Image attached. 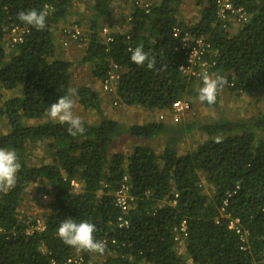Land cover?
<instances>
[{
	"label": "trees",
	"instance_id": "obj_1",
	"mask_svg": "<svg viewBox=\"0 0 264 264\" xmlns=\"http://www.w3.org/2000/svg\"><path fill=\"white\" fill-rule=\"evenodd\" d=\"M75 1L0 0V120L6 126L0 147L15 150L22 165L16 186L0 192V264H50L77 254L86 262L93 253L78 252L58 238L64 219L94 223V236L106 240L104 261L93 264H264V113L257 109L241 118L217 115L199 121L192 116L177 124L125 125L103 114V98L94 88L115 65L120 74L109 93L117 107L161 111L178 99L198 98L192 82L179 71L186 57L179 37L172 36V28L179 26L181 34L203 36L217 49L213 77L222 75L228 81L215 104H202L216 109L228 88L235 96L254 95L257 106L255 95L264 93V0H230L249 15L234 35L224 27L229 22L218 17L215 0H195L200 7L196 22L180 20L182 0H160L147 9L133 6L127 31L111 34L109 42L101 36L100 20L110 16L112 0H95L86 6L92 11L85 30L88 39L78 54L70 47L74 43L68 40L63 47L56 34L66 38L63 28L81 25L68 20L81 13L71 10ZM44 8V30L17 17L19 11ZM12 27L26 31L22 41L6 51L3 37ZM139 44L156 57L155 70L131 61V50ZM69 49L74 58L65 57ZM73 65L88 72L87 83L74 82ZM70 88L78 92L72 98L98 116L92 123L84 121L82 135H70L67 124L53 123L47 115L50 104L68 95ZM9 91L14 92L5 97ZM193 130L207 138L179 154L177 144ZM126 135L142 141L162 136L164 143L158 152L147 145H132L128 154L111 152L114 141ZM217 136L223 138L221 143L215 142ZM43 139L48 140L51 162L29 165L27 146ZM124 175L133 200L122 213L113 192ZM71 180L81 188L76 190ZM203 181L210 194L203 191ZM31 184H40L42 190L50 185L45 191L52 193V200L46 204L44 230L27 234L18 224L17 211ZM173 192L174 205L160 203ZM119 217L127 220L126 226H117ZM231 218L239 220L240 232L228 227ZM183 223L184 257L176 251L174 238Z\"/></svg>",
	"mask_w": 264,
	"mask_h": 264
},
{
	"label": "rangeland",
	"instance_id": "obj_2",
	"mask_svg": "<svg viewBox=\"0 0 264 264\" xmlns=\"http://www.w3.org/2000/svg\"><path fill=\"white\" fill-rule=\"evenodd\" d=\"M81 1V0H79ZM158 1V0H156ZM160 1V0H159ZM86 2L85 4H81L78 8L76 7L74 12H78L77 9H81V7H85L83 8V10H81V13H74L72 14L68 20H72L73 22L76 21H80L82 22L81 25L79 26H73L76 25L75 23L66 26L69 28H78L79 29V38L78 40H76L74 42V47L73 50L75 51L76 54H78L85 45V42L88 39V35H86L85 30H87L88 27V18H91V14L92 11L91 9L87 10L86 6H90L92 3V0H86L83 1ZM140 2V1H139ZM112 3L115 5V8L120 7V5L123 3V0H113L111 1L110 8L112 7ZM150 4V3H149ZM193 4V5H191ZM180 9H183L185 11V14H197L198 11V7L195 4V0H182V5H179ZM72 9V8H71ZM120 11L122 10V8H119ZM180 11V10H179ZM123 12V11H122ZM125 14V11L123 12ZM82 14H85L82 15ZM179 15H184V13L182 14V12H179ZM111 20L112 22H116L115 19L113 18H102L100 20V22H102V24H100V26H110L108 21ZM183 22H190L187 21L188 19H182ZM128 23V21H127ZM101 30V29H100ZM109 30L111 31L110 27ZM113 32V31H112ZM85 40V41H83ZM72 52L71 49L68 50V52L65 54V57L67 58H74L76 56V54ZM71 72H72V76L74 82L76 83H87L88 79H89V74L88 72L84 69V67H80L78 65H73L71 67ZM94 88L99 92V95L103 98V101L101 102V106H102V110H103V114L108 117V118H113L115 120H119L120 122H123L125 125H132V124H138L141 121L142 123H146V122H151V121H159L158 117H157V109H147V108H142L140 106H134L131 108H129L128 106H120L117 107L118 105H114L112 103V94L110 95V93L105 92L106 96H102L101 95V91L99 89V83L98 81L94 83ZM14 91H9L8 93H6V96L9 95L10 93H12ZM228 95L227 99H226V95L222 96V98L219 100V105L218 107L212 108V107H206L204 106L199 100L198 98H194V97H189L187 98L190 103H191V109L190 111H188L186 114H184L181 118V120H190L192 116H195V118L197 117V119H199V121H208L207 119L214 118L217 117V115L220 116H224V117H233V118H241L242 116H248L250 115V113H255L257 111V109L261 112L264 113V93H259V95H255V97L259 98L258 104L257 106L255 105L254 101L255 99L253 98V95H242V96H231ZM74 100V113L81 116L82 119L88 123H92L93 121L97 120L98 116L96 114V112L93 109H84L82 108V106L76 101L75 98H72ZM199 109V111H198ZM204 109V110H202ZM141 111L142 114H140L139 111ZM156 118V119H155ZM180 120V121H181ZM166 122L167 118L161 120V122ZM169 122V121H168ZM31 123V121H30ZM171 123V122H170ZM171 124H177V123H171ZM6 126L5 124L2 123V121L0 120V132L5 131ZM207 137L205 135L202 134V132L199 131H195L193 130L191 133L187 134L184 136V138H182L183 142H178L179 144L177 147L178 153H185L187 151L193 150L198 144L204 142V140ZM164 143V138L161 136V138H154L152 139V141H149V139L147 140H137V139H133L130 138L128 135L120 137L118 139H116L113 143V147H112V151H122L125 154H128L129 152H131V147L132 145H142V146H153L155 151L158 152L159 147L161 148L163 146ZM26 158L28 160L29 165H33V164H39L41 162L43 163H50L51 162V157H50V149H49V143L46 139L43 140H39L34 144L28 145L26 148ZM202 184H204L203 186V191L207 194H210L209 189H207V186L205 185L204 181L201 182ZM40 184H31L29 186H27L25 188L24 191V199L26 202V198L30 197L29 202L31 203L32 208H34L33 210H38L39 212H44L45 214V207L46 204L49 202L48 199V195L51 194V192L47 193V191H45L46 189L50 190V185H46L44 190L40 189ZM79 188H81L79 182H78V186L75 185V189L78 190ZM27 193H29V195H27ZM101 193V191L99 192V194ZM33 194V198L31 197V195ZM45 195V197L43 196ZM22 202V201H21ZM24 205V204H22ZM21 206V205H20ZM112 254V253H110ZM91 258L89 259V261H87L85 264H93L94 262H103L105 257L103 255H97L95 253L90 254ZM104 257V258H103Z\"/></svg>",
	"mask_w": 264,
	"mask_h": 264
},
{
	"label": "built area",
	"instance_id": "obj_3",
	"mask_svg": "<svg viewBox=\"0 0 264 264\" xmlns=\"http://www.w3.org/2000/svg\"><path fill=\"white\" fill-rule=\"evenodd\" d=\"M139 0H135V4L142 8H148L149 3H139ZM215 5L218 11V17L221 20L226 19L228 16H232L236 19L240 25L246 24L249 20V15L243 11L242 8H234L230 0H215ZM131 19L130 15L128 16L129 21ZM76 26V25H73ZM225 27V26H224ZM181 27L174 26L172 28V36L179 37L180 41V49L185 53V62L184 64L179 65V71L181 75L187 80L191 82H195L197 84H202V73H209L213 76V69L216 66V56L218 54L217 49L213 48L211 44L206 40L203 36H192L187 31H182ZM8 30V29H6ZM5 30V34L3 37V45L6 51L10 50L15 44L20 43L23 38V34L26 31L24 28L12 27L8 31ZM101 36L104 37L105 42H109L113 40V32L109 30L108 27L103 26L101 28ZM62 32L67 35V37H63L62 44L66 46L68 44V40H77L79 38V29L65 27ZM181 34V36H180ZM117 66H113L112 69L108 73V77L102 81V89L105 92H113L116 87L117 79L119 78L120 71H118ZM193 84V83H192ZM191 109V103L188 99H178L172 102L171 106L166 110L158 111L157 117L159 121L167 118V121L171 123H178L182 116L186 114ZM72 185L78 186V182L75 180H71ZM129 184L128 177L124 175L122 178V182L117 190L113 192L115 197L116 204L120 207L122 213H125L131 205L133 200L132 196L129 193ZM177 196V194H175ZM45 197V195H43ZM174 202V201H173ZM224 205H226V201H224ZM221 214L230 218L229 214H224V210L221 209ZM18 224L22 226L27 234H31L33 232H41L45 228V217L37 214H33L32 218L28 220H23L20 216H18ZM218 222V221H216ZM239 220L237 218H231L229 221L228 227L230 229H234L236 232H240V227L238 224ZM127 220L124 218H118V227L126 226ZM175 240H179L180 236L185 237V225L184 223L180 225L179 228H176ZM241 239L245 240V235L241 234ZM106 242V240H103ZM114 243L113 240L110 241ZM107 243V242H106ZM264 260V255H263ZM50 264H84V258L80 255L68 256L64 260L57 262L52 260Z\"/></svg>",
	"mask_w": 264,
	"mask_h": 264
},
{
	"label": "clouds",
	"instance_id": "obj_4",
	"mask_svg": "<svg viewBox=\"0 0 264 264\" xmlns=\"http://www.w3.org/2000/svg\"><path fill=\"white\" fill-rule=\"evenodd\" d=\"M47 16V8L41 9L39 11L36 9H29L27 11H19L17 13V17L21 22L32 26L37 30H44L46 28ZM242 25H240L239 28ZM130 59L139 67L146 66L149 70L156 69V57L150 56L148 52L144 51L143 44H139L133 50H131ZM201 75L202 86L198 89V100L201 103L206 102L209 105H213L217 102V96L219 92L224 88L228 81L222 75H216L213 77L207 72L202 73ZM77 94V89H68V95L60 96L55 102L51 103L49 108L46 110L49 119L53 123H58L61 125L67 124V131L72 136L82 135L85 133L84 120L81 116L75 114L73 111L74 100L72 97ZM187 98H189V96H187ZM222 140L223 138L219 136L215 138V142L217 143H221ZM21 167L22 165L20 162V157L15 150L0 147V192L7 193L16 186L18 179L17 174ZM175 194L176 193L173 192L171 195L173 196L172 198L167 196L166 199H163L160 203H169L174 205L176 202ZM18 216L19 211H17V219ZM41 216L45 217L44 215ZM96 231V225L89 221L76 222L72 219H64L57 228V236L64 244L75 248L78 252L97 253L103 255L107 245L106 242L103 240H98L94 236ZM185 237L180 236L179 240H175L176 251L179 254H181V250L179 249L180 244L177 245V243L183 241ZM89 259L90 258H88L87 261H89ZM86 262H84V264Z\"/></svg>",
	"mask_w": 264,
	"mask_h": 264
},
{
	"label": "crops",
	"instance_id": "obj_5",
	"mask_svg": "<svg viewBox=\"0 0 264 264\" xmlns=\"http://www.w3.org/2000/svg\"><path fill=\"white\" fill-rule=\"evenodd\" d=\"M83 1H86V0H81V1H75L74 3H73V5H72V11H75V9H76V7L78 8L81 4H85L86 2H83ZM94 1L95 0H92V3H94ZM113 1V0H112ZM140 2H138V4L139 3H150V4H152V3H157V2H159V0L158 1H156V0H139ZM135 2V0H123V3L120 5V7L122 8V10L120 11V7H118V8H115V5L112 3V7L110 8L111 9V14H110V16H108L109 18H113V19H115L116 20V22H112L111 20H109L108 21V23H109V25L110 26H108V28L110 27V29H111V32L113 31V33L112 34H114V33H123V32H126L127 31V29H128V23H127V20H128V16H129V14H131V10H132V7L133 6H135L136 4L134 3ZM111 3V2H110ZM181 5H182V2L180 3ZM196 4V3H195ZM91 5H93V4H91ZM191 5H193V4H191ZM196 6L198 7V11H197V14L196 15H194V14H192V15H190V14H185V11L183 10V9H180L179 8V10H180V13L182 12V14L184 13V15H179V18H180V20H182V19H188L187 21H190V22H196V21H198V19H199V9H200V7H199V5H197L196 4ZM84 7H85V5H84ZM81 10H83V7H81V9L79 8V9H77V11L78 12H80ZM125 11V14L123 13V12ZM226 21H228L229 23V25L228 26H225V28H226V31L230 34V35H234L236 32H237V30H238V28H239V26H240V24H239V22L236 20V19H234L232 16L230 17H227L226 19H225ZM183 21V20H182ZM186 21V20H185ZM222 21V20H221ZM58 26H62V25H60V24H58ZM58 30V29H57ZM56 34L58 35L57 36V38L59 39H57L58 41H59V43L64 47V45L62 44V41H63V39H61L62 37H59V32L58 31H56ZM72 43H74V41H71ZM68 44H70V42H68ZM67 44V45H68ZM66 45V46H67ZM70 47H74V45L73 46H70ZM99 83V89H100V91L102 92L101 93V95L102 96H106V94L103 92V90H102V82H98ZM193 83V86H192V88H193V90H197L198 91V89L200 88L199 87V84H197V83H195V82H192ZM224 94V96L226 95V99H227V96L228 95H231V96H234L235 97V95H234V93H231L229 90H228V88H226V89H224L223 90V92H222V95ZM221 95V94H220ZM243 94H241V95H237V96H242ZM230 96V97H231ZM254 96V95H253ZM189 97H193V96H189ZM129 108H131V107H129ZM202 110H204V109H202ZM137 111H139V110H137ZM198 111H199V109H198ZM140 112V114H142L141 113V111H139ZM158 113V112H157ZM156 119V118H155ZM142 122V121H141ZM141 122L140 123H138V124H141ZM130 125V124H129ZM203 135H205L204 133H202ZM184 138V137H183ZM48 141V140H47ZM181 142H183V140L181 141ZM150 146V145H149ZM27 195H29V193H27ZM31 197L33 198V194L31 195ZM29 199H30V197H27L26 198V202H24L25 201V199L23 198V200H22V202L20 203V205L21 206H19L18 207V211H19V216L23 219V220H28V219H30V218H32V216H33V214H37V215H44L43 213V211L42 212H39L38 210H33L34 208H32V206H31V203L29 202ZM48 199H49V201L50 200H52V193L51 194H49L48 195ZM22 204H24V205H22ZM45 214H47L48 213V209L45 207ZM178 244H180V247H179V249L181 250V254L183 255V257L185 256V241L183 240V241H181L180 243H177V245ZM190 262V260H188V263Z\"/></svg>",
	"mask_w": 264,
	"mask_h": 264
}]
</instances>
